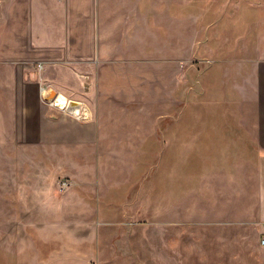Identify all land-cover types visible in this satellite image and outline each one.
<instances>
[{"label": "rangeland", "instance_id": "374dc122", "mask_svg": "<svg viewBox=\"0 0 264 264\" xmlns=\"http://www.w3.org/2000/svg\"><path fill=\"white\" fill-rule=\"evenodd\" d=\"M0 1H7L0 15L6 13L8 24L24 13L30 28L32 0H23V13L22 0ZM213 1L182 0L175 14L172 0H55L50 12L56 31L69 11L77 28L85 11L91 33L103 23V41L89 40L85 49L78 40L51 41L64 62L29 64L32 42H24L22 56L14 33L0 30V62L25 59L32 69L24 75L22 97L14 88H0V264H32L33 257L43 264L51 258L57 260L52 264H224L225 257L240 264L248 233L223 224L233 219L223 215L227 201H209L211 162L192 143V104H185V93L176 102L177 66L211 60L166 48L180 42L178 22L189 20L190 46L210 36L211 57L222 59L217 44L225 15L222 7L208 9ZM144 8L151 33L143 54L138 44L129 46L127 33L129 16H143ZM105 70L116 96L101 88ZM185 76L183 85L196 80ZM57 84L65 99L87 103L90 117L50 105L46 97L50 89L57 93ZM41 87L49 88L48 95ZM188 96L192 100L191 90ZM178 129L183 143H177ZM175 221L180 230L170 225Z\"/></svg>", "mask_w": 264, "mask_h": 264}, {"label": "crops", "instance_id": "0c3cea01", "mask_svg": "<svg viewBox=\"0 0 264 264\" xmlns=\"http://www.w3.org/2000/svg\"><path fill=\"white\" fill-rule=\"evenodd\" d=\"M44 1L47 4H44ZM54 1L32 0L30 28L24 22L23 0L21 4L19 2L23 15L19 16L15 23L8 24L5 21L4 11L0 15V30L5 32L10 30L14 33L18 54L23 56L25 41L32 42L30 49L33 59L26 60L29 64H35L37 61L64 62L62 61L64 57H58L56 50L50 46L51 41L78 40L81 41L83 49L87 47L86 43L89 40L103 41V23L98 22L95 33L93 29H90L92 33L89 32L85 11H82L83 20L80 21L79 28H77V18L71 16L69 11L66 18L61 20L60 25L63 28L56 31L55 21L50 12V5ZM6 3L0 1L1 6ZM173 3L177 14L178 9L184 6L183 2L172 0ZM208 7L209 10L218 7L224 10L223 38L222 42L217 44V48L219 47L223 52V58L211 57L215 48L209 44L210 36L206 38V42L201 40L199 45L191 41L190 46L191 35L187 34L192 24L189 20L178 22L180 42L176 39L175 43H170L166 48L174 50L173 55L208 58L211 61L203 59L204 64L185 63L177 66V71L182 74H180L181 80L176 82L177 87L181 88L180 97H176V102L177 104L182 102L185 93V104H192L190 118L192 143L202 154L206 152V157L209 156L211 162L206 173L209 201H227L223 215L233 219L226 220L223 224L248 233L246 244H241V248L246 247L248 251L245 257L241 255L240 264H264V246L260 244V238L264 235V0H223L222 2L214 0ZM144 9L143 16L136 17L135 12L129 16L127 33L129 46L134 48L138 44L143 54L148 52L144 45L151 33L150 18L146 15L148 11L147 8ZM105 24L113 25V18L110 21L107 19ZM184 33H186L185 37ZM106 35L109 34H104V40L108 41ZM70 51V49L67 51L69 58L72 56ZM163 54L164 52H161V55ZM214 59L218 61L215 62ZM0 71L5 74L4 80L0 79V88L5 90L9 87L14 88L16 94L19 93L22 97L24 75L32 71L29 65H25V59L3 60L0 62ZM187 73H191L192 77L196 78L192 80L190 86L187 82L183 85ZM8 75L12 78L10 81L7 80ZM110 76L111 72L105 70L101 88L110 90L111 94L116 96L117 88L113 87L114 82L109 81ZM48 78L54 80L53 77ZM55 86L58 92L65 95L63 85ZM189 90L192 93V100L188 96ZM81 102L87 106V103ZM20 106L22 110V101ZM177 115L176 122L179 124L185 115L184 107L179 113L180 117ZM139 117L143 121L146 119ZM178 133L179 129L176 132L177 143L179 141L183 143V135ZM163 152L164 150L161 151V165ZM196 165L203 170L195 158L194 166ZM202 175L205 177L204 174ZM202 185L205 186L203 181ZM179 222H170V225L180 230L182 223ZM167 223L168 221L165 222V227L168 226ZM72 259L82 260V258L69 260ZM39 260V257H33L32 264H43L39 263ZM49 261V264H52L57 260L51 258ZM224 264H231L230 259L225 257Z\"/></svg>", "mask_w": 264, "mask_h": 264}, {"label": "built area", "instance_id": "2783aa9c", "mask_svg": "<svg viewBox=\"0 0 264 264\" xmlns=\"http://www.w3.org/2000/svg\"><path fill=\"white\" fill-rule=\"evenodd\" d=\"M41 93L43 95H48L49 88L41 87ZM52 106H58L68 111V113L77 116L78 118H88L91 115L90 109L86 105H81L79 107L69 106V100L60 102L57 97L50 98L47 100ZM260 244L264 246V235L260 238Z\"/></svg>", "mask_w": 264, "mask_h": 264}, {"label": "water", "instance_id": "95a60500", "mask_svg": "<svg viewBox=\"0 0 264 264\" xmlns=\"http://www.w3.org/2000/svg\"><path fill=\"white\" fill-rule=\"evenodd\" d=\"M55 94H56V90L55 89H50V94L46 98L54 97ZM79 103L80 102H75L74 100H69V106H76V105H79Z\"/></svg>", "mask_w": 264, "mask_h": 264}, {"label": "bare ground", "instance_id": "6f19581e", "mask_svg": "<svg viewBox=\"0 0 264 264\" xmlns=\"http://www.w3.org/2000/svg\"><path fill=\"white\" fill-rule=\"evenodd\" d=\"M55 97H57V99H59V101L60 102H64V101H67V99H65V97H63L61 94H58V91H57V93L55 94ZM69 100V99H68ZM70 100H72V99H70ZM75 102H80L79 103V105H76V107H79V106H81V105H85L83 102H81V101H76V100H74Z\"/></svg>", "mask_w": 264, "mask_h": 264}]
</instances>
